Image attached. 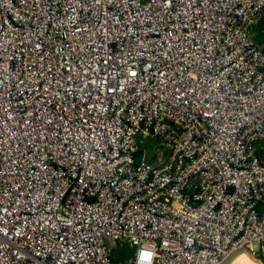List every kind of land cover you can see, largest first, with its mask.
<instances>
[{"label":"built area","instance_id":"1","mask_svg":"<svg viewBox=\"0 0 264 264\" xmlns=\"http://www.w3.org/2000/svg\"><path fill=\"white\" fill-rule=\"evenodd\" d=\"M263 13L0 0V264L264 263Z\"/></svg>","mask_w":264,"mask_h":264},{"label":"rangeland","instance_id":"2","mask_svg":"<svg viewBox=\"0 0 264 264\" xmlns=\"http://www.w3.org/2000/svg\"><path fill=\"white\" fill-rule=\"evenodd\" d=\"M248 33H249V36H250V38L253 40L254 43H256V44H264V13L262 14V16H261L260 18H258V19L256 20V22H255L253 25H251V26L249 27V31H248ZM145 142H147L148 147H142V149H143V152H144V154H145V156H146L147 158L150 157L152 151H155L156 149H161V148L159 147V145H158L156 142H154V141L146 140ZM151 149H152V150H151ZM258 155H259L261 158H263V157H264V152L259 151V152H258ZM128 250H129V249L124 248V251H121V252H120V250L117 248V249H114V250L112 251V254H113L114 256L118 255L119 257H121L122 254H123V253H126ZM129 251H130V250H129ZM239 253H244V254H246L248 258H250L252 261H254V262L257 263V264H263V262H261V261L255 256V254H253L252 251H249V250H247V249H244V250L238 251V252H236L235 254H233V255L227 260V262H226L225 264H228V263L233 259V257H235V256H236L237 254H239ZM228 261H229V262H228Z\"/></svg>","mask_w":264,"mask_h":264},{"label":"bare ground","instance_id":"3","mask_svg":"<svg viewBox=\"0 0 264 264\" xmlns=\"http://www.w3.org/2000/svg\"><path fill=\"white\" fill-rule=\"evenodd\" d=\"M229 262V261H228ZM228 264H257L244 253H239Z\"/></svg>","mask_w":264,"mask_h":264},{"label":"trees","instance_id":"4","mask_svg":"<svg viewBox=\"0 0 264 264\" xmlns=\"http://www.w3.org/2000/svg\"><path fill=\"white\" fill-rule=\"evenodd\" d=\"M131 254V251H127L126 253L123 254V256H121V258H119L120 260L125 259L126 257H128ZM120 260H112L113 264H118V261ZM264 264V263H263Z\"/></svg>","mask_w":264,"mask_h":264},{"label":"snow or ice","instance_id":"5","mask_svg":"<svg viewBox=\"0 0 264 264\" xmlns=\"http://www.w3.org/2000/svg\"><path fill=\"white\" fill-rule=\"evenodd\" d=\"M147 255V254H146Z\"/></svg>","mask_w":264,"mask_h":264}]
</instances>
